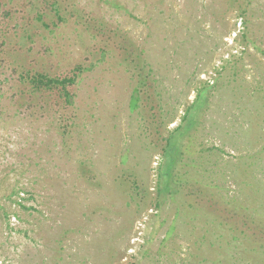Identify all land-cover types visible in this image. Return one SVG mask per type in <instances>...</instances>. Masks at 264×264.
<instances>
[{
    "label": "rangeland",
    "instance_id": "obj_1",
    "mask_svg": "<svg viewBox=\"0 0 264 264\" xmlns=\"http://www.w3.org/2000/svg\"><path fill=\"white\" fill-rule=\"evenodd\" d=\"M200 259L264 264V0H0V264Z\"/></svg>",
    "mask_w": 264,
    "mask_h": 264
},
{
    "label": "trees",
    "instance_id": "obj_2",
    "mask_svg": "<svg viewBox=\"0 0 264 264\" xmlns=\"http://www.w3.org/2000/svg\"><path fill=\"white\" fill-rule=\"evenodd\" d=\"M32 81L36 85H38L39 87L45 86L47 88H50L52 86H57V87L61 86L62 91L65 92V95L68 94V92L66 90L67 89V85L74 83V79H67V78L66 79H58V78H56V79H50V78L45 77L44 75H38L35 78H32ZM191 124H193V122H190L189 123L188 129L191 128ZM178 142H179V138L174 139L173 142H171L170 139L167 140V143H166V146H165V150H164L166 152V154L168 155V159H169V165H168V170H167L168 173H167V175H170L171 174L169 169L172 166H175L176 165V163H175V161H176V155L181 154V152L179 151L180 148L178 147ZM212 149L219 150L218 148H212ZM216 261H218V260H215V262H212L211 261L210 264H218L219 262H216ZM204 262L207 263L206 260L200 259V260H198V262H195V263H197V264H203ZM182 264H186V263H184V260H183Z\"/></svg>",
    "mask_w": 264,
    "mask_h": 264
}]
</instances>
